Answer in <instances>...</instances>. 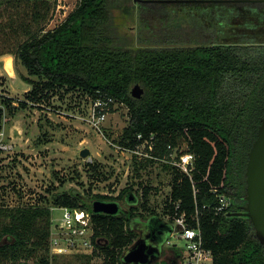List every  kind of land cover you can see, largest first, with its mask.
<instances>
[{
    "label": "trees",
    "instance_id": "obj_1",
    "mask_svg": "<svg viewBox=\"0 0 264 264\" xmlns=\"http://www.w3.org/2000/svg\"><path fill=\"white\" fill-rule=\"evenodd\" d=\"M199 3L231 6L226 37L209 42L123 40L115 31L113 11L134 16V0H80L49 30L45 26L51 3L14 4L19 9L17 19L11 15L0 25V31L8 37L12 34L14 42L0 56L14 55L30 76L25 79L31 89L27 98L18 101L20 107H43L64 93L76 92L86 99L112 97L129 109L119 143L134 147L137 134L143 133L153 137L155 157H169L168 146L183 143L196 160L191 177L164 164L173 172L163 208L169 220L151 207L149 195L157 188L146 185L141 202L130 185L117 196L54 190L51 196L41 197L42 203L0 205V264H28L33 258L35 264H51L56 259L49 246L51 206L87 208L93 213L103 264H126L122 255L138 238L141 219L157 235L160 225L170 231L182 215L189 226H196L197 208L204 245L214 252L215 264H264V245L250 218L233 214L246 204L248 152L264 116V2ZM136 84L144 89L140 98L132 95ZM14 103L0 94V133L3 108L13 113ZM156 160L135 157L134 168L139 172ZM87 165L105 178L100 164ZM218 193L232 200L226 212L216 211ZM96 199L118 202L119 213H95ZM123 200L129 208L121 206ZM174 251L171 264H178L179 254ZM77 257L91 264V257Z\"/></svg>",
    "mask_w": 264,
    "mask_h": 264
},
{
    "label": "rangeland",
    "instance_id": "obj_2",
    "mask_svg": "<svg viewBox=\"0 0 264 264\" xmlns=\"http://www.w3.org/2000/svg\"><path fill=\"white\" fill-rule=\"evenodd\" d=\"M34 1L0 0V25L3 26L11 15L19 14L14 4H32ZM45 1L52 4L45 26L49 30L61 23L80 0ZM134 3V16L119 9L113 11L115 31L123 40L133 44L174 40L209 42L228 34L229 19L226 14L228 10L232 11L230 5L170 0H134ZM217 19H220L219 22ZM12 38V34L8 37L0 31V52L11 48L14 42ZM7 59L12 60L11 70L6 67ZM26 77L30 78L26 67L14 55L5 53L0 56V94L13 98L17 106L13 113L3 108L0 205L42 203L41 197L51 196L54 190L76 189L84 196L94 193L117 196L130 185L141 202L143 186L146 185L157 188L149 195L151 207L169 220L168 215L164 216L163 208L171 192L172 170L165 167V162L156 160L138 172L134 168V155L118 147V140L129 122L127 105L117 102L103 122L101 133L81 119L83 113L87 115L90 102L76 92L56 96L43 107H20L18 101L27 98V92L31 89ZM31 78L37 80L35 76ZM180 146L186 148L183 143ZM86 147L91 153L85 158L80 152ZM87 162L100 164L105 178L93 174ZM63 178L66 179L64 184L61 183ZM121 206L126 209L130 204L123 200ZM61 216L62 211L55 209L54 223H58ZM146 224L147 221L141 219V223L137 224L138 231L145 232ZM164 239H171L181 248L186 246L185 240L177 233L170 238V232L166 231ZM171 250L168 241L158 261L168 264L166 257L172 254ZM34 260H29L28 264H35ZM54 262L83 264V260L77 256L56 257Z\"/></svg>",
    "mask_w": 264,
    "mask_h": 264
},
{
    "label": "built area",
    "instance_id": "obj_3",
    "mask_svg": "<svg viewBox=\"0 0 264 264\" xmlns=\"http://www.w3.org/2000/svg\"><path fill=\"white\" fill-rule=\"evenodd\" d=\"M88 102H90L88 113L87 115L83 113L81 119L86 120L92 127L102 133V124L117 102L112 97L104 98L101 96L96 99L88 98ZM152 138L151 136V139H148L143 133H138V143L134 147L121 143H119L118 147L133 154L138 160L155 158L158 161L165 162V164H170L190 177L192 176L196 160L193 152L188 151L186 148H181V146L173 147L169 145L168 148L171 149L169 157H155L152 153L154 149ZM217 197V213L226 212L232 203L231 198L223 193H218ZM55 209L62 211V216L59 218L58 223H54ZM51 211L49 238L51 256H88L91 257V264L96 262L103 264L104 255L96 246L93 213L87 208H71L67 206H51ZM200 215L201 212L197 208L193 216V219L196 220V226H189L184 215H182L176 218L172 229L168 231L170 232V238L177 233L186 242V246L181 248L177 243L171 242V239H166L165 241V243L169 241L173 256L175 254L174 250H177L179 254L178 264H215L214 252L204 245ZM127 251L128 249L123 253L122 259ZM51 264H55L54 261Z\"/></svg>",
    "mask_w": 264,
    "mask_h": 264
},
{
    "label": "water",
    "instance_id": "obj_4",
    "mask_svg": "<svg viewBox=\"0 0 264 264\" xmlns=\"http://www.w3.org/2000/svg\"><path fill=\"white\" fill-rule=\"evenodd\" d=\"M137 1V0H135ZM149 2L151 0H139ZM171 2L191 1V2H264V0H170ZM144 89L140 84L132 88V95L140 98ZM91 153L89 148L81 150L82 157H88ZM246 204L242 205L241 211L235 215H244L250 218L253 223L256 235L264 245V116L258 128L257 138L248 152L246 167ZM133 198V197H132ZM95 213L117 214L120 211V204L116 201H104L96 199L92 203ZM148 225V223L146 224ZM149 226V225H148ZM138 230V228H137ZM139 236L124 254L123 259L126 264H153L162 256V246L164 237L161 240L155 239V232L150 231L143 234L139 231ZM153 235V237H151Z\"/></svg>",
    "mask_w": 264,
    "mask_h": 264
},
{
    "label": "flooded vegetation",
    "instance_id": "obj_5",
    "mask_svg": "<svg viewBox=\"0 0 264 264\" xmlns=\"http://www.w3.org/2000/svg\"><path fill=\"white\" fill-rule=\"evenodd\" d=\"M137 228H138V226H137ZM160 230H159V233L156 235L155 234V239L156 240H161L163 237H164V234H165V225H160ZM151 230H150V227L147 225V228H146V231L144 232V231H142V233L143 234H147L148 232H150ZM140 234V233H139ZM151 237H153V235L151 236ZM165 242V241H164ZM163 242V243H164ZM165 245H166V243H164V245L162 246V250L164 251V248H165ZM163 253V252H162ZM172 257H173V255L171 254V255H168L167 257H166V259H167V262H168V264H171V261H172Z\"/></svg>",
    "mask_w": 264,
    "mask_h": 264
},
{
    "label": "bare ground",
    "instance_id": "obj_6",
    "mask_svg": "<svg viewBox=\"0 0 264 264\" xmlns=\"http://www.w3.org/2000/svg\"><path fill=\"white\" fill-rule=\"evenodd\" d=\"M6 67H7V69H12V60L11 59H7V61H6Z\"/></svg>",
    "mask_w": 264,
    "mask_h": 264
}]
</instances>
